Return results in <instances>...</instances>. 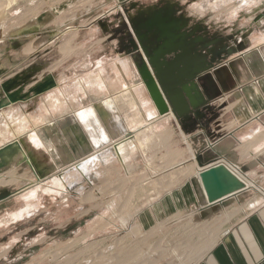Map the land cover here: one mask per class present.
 Wrapping results in <instances>:
<instances>
[{"label": "crops", "instance_id": "0c3cea01", "mask_svg": "<svg viewBox=\"0 0 264 264\" xmlns=\"http://www.w3.org/2000/svg\"><path fill=\"white\" fill-rule=\"evenodd\" d=\"M199 4L185 27L176 31L172 20L170 29L203 60L191 111L182 117H153L130 92L133 58L137 49H153L157 27L144 23L142 34L124 39L99 29L96 19L83 26L73 19L59 25L57 42L29 39L20 54L12 52L18 42H0V91L18 76L19 59H29V67L40 61L43 83L54 84L0 110V148L18 142L31 165L15 163L0 177L15 180L14 188L0 190V214L13 203L27 209L26 196L46 184L85 188L93 175L115 169L122 177L115 187L107 178L105 190L150 188L149 207L171 208L155 214L154 224L188 212L213 228L195 264H264V7L257 0ZM142 150L152 154L153 170ZM210 167L221 170L228 188L218 197L210 178H201Z\"/></svg>", "mask_w": 264, "mask_h": 264}, {"label": "rangeland", "instance_id": "374dc122", "mask_svg": "<svg viewBox=\"0 0 264 264\" xmlns=\"http://www.w3.org/2000/svg\"><path fill=\"white\" fill-rule=\"evenodd\" d=\"M199 1L0 0V42H18L12 52L20 54L21 44L29 39L57 42L59 25L64 28L65 22L72 26L76 21L83 26L91 19L99 29L108 28L114 37L123 34L124 39L142 34L144 23L155 29L157 18L174 20L177 31L187 25L188 15L198 11ZM257 7H264V0H257ZM151 32L147 27L146 37ZM41 66L35 61L29 67V59H19L18 76L2 86L29 100L43 84ZM0 101H6L3 90ZM19 111L20 118L26 116V108ZM140 154L145 167L153 170L152 154L145 150ZM113 172L108 177L93 175L91 185L84 181L85 188L72 181L66 182L65 190L63 185L46 184L26 196L28 208L22 211L20 202L8 205L0 214V264H195L207 250L203 246L213 228L188 212L154 224L155 214L165 216L171 208L149 207L155 192L150 188L105 190L107 178L115 187L122 177ZM14 181L0 180V190H11Z\"/></svg>", "mask_w": 264, "mask_h": 264}, {"label": "water", "instance_id": "95a60500", "mask_svg": "<svg viewBox=\"0 0 264 264\" xmlns=\"http://www.w3.org/2000/svg\"><path fill=\"white\" fill-rule=\"evenodd\" d=\"M155 22L160 36L152 50L142 48V53H139L137 49V56L133 58L135 74L130 84V92L138 106L142 110H149L153 117H164L170 113L182 117L191 111V85L201 72L203 60L192 53L191 46L184 41V36L171 32L172 21L157 18ZM53 85L51 81L44 82L34 90V95H40ZM2 88L6 101H0V110L25 100L9 93L4 85ZM19 155L21 158L16 162ZM15 163L31 167L16 141L0 148V177ZM221 177L218 167H210L201 173L202 179L210 178L211 187L217 191L214 194L216 197L228 189ZM7 197L6 195L5 198Z\"/></svg>", "mask_w": 264, "mask_h": 264}, {"label": "bare ground", "instance_id": "6f19581e", "mask_svg": "<svg viewBox=\"0 0 264 264\" xmlns=\"http://www.w3.org/2000/svg\"><path fill=\"white\" fill-rule=\"evenodd\" d=\"M71 179V178H70ZM59 182V181H58Z\"/></svg>", "mask_w": 264, "mask_h": 264}]
</instances>
